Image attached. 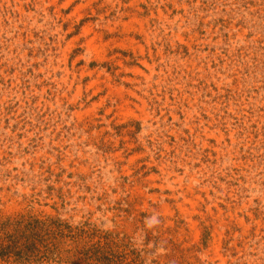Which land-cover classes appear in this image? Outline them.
Listing matches in <instances>:
<instances>
[{
    "label": "rangeland",
    "instance_id": "obj_1",
    "mask_svg": "<svg viewBox=\"0 0 264 264\" xmlns=\"http://www.w3.org/2000/svg\"><path fill=\"white\" fill-rule=\"evenodd\" d=\"M16 214L117 234L144 264H264V0H0Z\"/></svg>",
    "mask_w": 264,
    "mask_h": 264
},
{
    "label": "trees",
    "instance_id": "obj_2",
    "mask_svg": "<svg viewBox=\"0 0 264 264\" xmlns=\"http://www.w3.org/2000/svg\"><path fill=\"white\" fill-rule=\"evenodd\" d=\"M143 252L126 238L88 224L16 214L0 217V261L30 264H144Z\"/></svg>",
    "mask_w": 264,
    "mask_h": 264
}]
</instances>
